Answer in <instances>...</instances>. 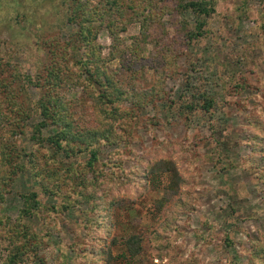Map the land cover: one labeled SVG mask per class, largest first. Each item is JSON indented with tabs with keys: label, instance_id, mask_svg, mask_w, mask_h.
I'll use <instances>...</instances> for the list:
<instances>
[{
	"label": "rangeland",
	"instance_id": "rangeland-1",
	"mask_svg": "<svg viewBox=\"0 0 264 264\" xmlns=\"http://www.w3.org/2000/svg\"><path fill=\"white\" fill-rule=\"evenodd\" d=\"M75 1L0 0L3 76H37L48 48L77 30L67 19ZM82 1L105 22L96 40L100 63L92 65L91 87V74L72 61L60 94L79 112L80 131L102 133L98 158L82 174L88 188L54 178L51 185L64 193L51 197L26 175L0 201V217L15 224L22 195L37 192L48 231L40 221L35 231L50 236L40 252L47 264H252L253 249L264 251V170L254 164L264 157V0H206L215 11L201 18L179 8L200 0H118L132 5L124 16L108 12L109 0ZM155 5L163 8L157 17ZM112 20L117 31L126 23L119 36L107 27ZM200 21L206 33L190 41ZM198 91L214 101L211 112L179 111ZM22 95L39 96L35 89ZM1 104L3 148L10 129ZM35 121L15 134L13 146L33 151ZM46 152L40 150L42 164ZM167 161L177 178L164 169L151 173ZM79 162L86 169L87 160ZM8 232L0 237V264L11 255ZM134 236L141 253L125 261L123 244Z\"/></svg>",
	"mask_w": 264,
	"mask_h": 264
},
{
	"label": "trees",
	"instance_id": "trees-1",
	"mask_svg": "<svg viewBox=\"0 0 264 264\" xmlns=\"http://www.w3.org/2000/svg\"><path fill=\"white\" fill-rule=\"evenodd\" d=\"M106 6L111 15L117 12L122 14L126 8H132L130 3H118V0H109ZM155 7L158 8L154 15L157 17L158 11L162 12L163 8L158 5H155ZM179 8L191 12L199 18L208 17L215 11L214 3L206 0L181 4ZM68 11V22L75 24L78 28L69 36L66 43L48 48L49 57L37 76L26 75L22 77L17 70H12L8 77L3 76L6 66L0 61V99L2 100L1 105L4 106L9 116L6 115L10 129L7 142L3 148H0V201H3L4 195L10 192L9 188L13 186V183L18 178L26 175L29 176L30 181L36 182L40 186L44 195L51 197L59 198L60 194L64 193L63 188H55L51 185L54 178L61 180L67 177L73 179L74 182L79 180L77 182L79 187L88 188L82 174L86 172L85 170L93 168L94 162L98 158L100 151L96 141L100 140L102 133L98 129L80 131L81 117H78L79 112L65 99L66 97L60 94V91L64 89L67 80H69L66 72L71 73V70L73 71L69 68V65L70 67L73 65L72 61L77 68L80 65V70L91 74L87 79L90 82L88 84L91 87L94 85V75L96 73H93L92 65L98 66L100 63L99 55L96 54V49L99 48L96 40L100 28L105 25V22L95 20V17L91 15L90 3H85L82 0L71 3ZM163 13H166V11L164 10ZM95 14H98V11ZM101 17L99 15V18ZM115 23L112 20L108 22L107 27H109L112 35L119 36L121 31L126 30V23L122 22L118 31ZM205 27L206 21H200L196 25L195 31L188 32V39L192 41L204 37ZM76 54H80V58L75 62ZM30 89L37 91L39 96L36 101L27 98L28 95H22L23 92L26 91L27 93ZM200 101L204 103H199ZM213 105L214 101L211 98L198 91L187 100L184 99V103L178 109L179 111H188L191 115L198 113L206 115L211 112ZM32 118L37 119L36 123L31 125L33 128L32 140L35 142V147L32 152L28 153L19 150L12 144L15 142V134L23 135L27 122L31 121ZM47 131H52V133L45 136L44 132ZM40 150L47 151L44 153L46 158L44 164L39 159L41 156ZM49 150L52 152L51 154ZM253 152L255 153V150ZM84 158L85 161L87 160V165H85L86 169L82 170L78 163ZM254 159L256 169L259 172L264 170V157L255 156ZM157 169H164L165 172H170L174 177H178L176 168L169 161L156 164L151 173L154 174ZM70 174H73V176H69ZM262 177L263 174L261 173L259 178L264 180V177ZM22 198L24 199V207L20 211V216L15 224L11 223L8 216L0 217V237L3 235V231L9 228L7 236L12 251L8 264H22L26 261L34 264H47L46 260L40 255L46 239L50 237L43 232L48 231L46 227L47 218L39 216L42 211V204L38 200L37 192L22 195ZM72 207L67 205L64 208L70 209ZM32 219L34 221L30 222ZM39 221L43 230L41 231L42 234L35 231L36 227L39 226ZM123 245L125 251L121 258L125 261L135 258L141 253V240L138 236L126 239ZM260 249L261 253L258 252L256 247L253 249L255 253L253 254L252 264H264V251L261 247ZM93 258L96 262H101V258L96 256ZM110 264H112V261Z\"/></svg>",
	"mask_w": 264,
	"mask_h": 264
}]
</instances>
